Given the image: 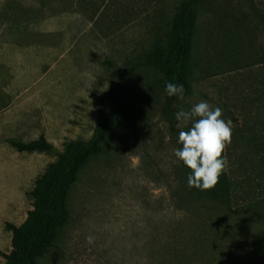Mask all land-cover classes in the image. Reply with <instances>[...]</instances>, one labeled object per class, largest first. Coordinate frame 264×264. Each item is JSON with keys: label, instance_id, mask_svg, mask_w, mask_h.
Instances as JSON below:
<instances>
[{"label": "rangeland", "instance_id": "obj_1", "mask_svg": "<svg viewBox=\"0 0 264 264\" xmlns=\"http://www.w3.org/2000/svg\"><path fill=\"white\" fill-rule=\"evenodd\" d=\"M178 2L0 0V41L10 40L7 31L17 29L21 21L24 28L49 21L70 45L56 65L71 66L67 75L74 88L68 105L45 107L46 121L0 122V183L4 184L0 186L6 184L15 192L13 201H0V264L1 253L11 246L5 223L18 225L25 219L31 208L26 192L35 179L66 141L91 136L101 109L112 104L118 89L139 129L82 169L69 195V220L38 264H264V201L250 207L204 203L188 214L175 211L171 203L174 146L160 76L151 66L140 64L124 78L118 76L127 57L163 48ZM196 8L189 92L180 99L181 108L189 111L206 101L213 109L234 112L235 101L221 91L228 79L220 75L203 79L193 58L204 48L209 33L213 37L219 29L230 28L241 12L248 18L243 32L253 35L249 3L198 0ZM5 103L0 98V116ZM196 119L180 131L189 130ZM39 135L53 145V151L18 152L7 142ZM88 236L94 237V243H87Z\"/></svg>", "mask_w": 264, "mask_h": 264}, {"label": "trees", "instance_id": "obj_2", "mask_svg": "<svg viewBox=\"0 0 264 264\" xmlns=\"http://www.w3.org/2000/svg\"><path fill=\"white\" fill-rule=\"evenodd\" d=\"M255 33L243 32L248 19L243 12L235 15L230 28L209 33L204 48L195 54L194 62L203 79L223 76L228 79L221 91L234 100V112L224 111L222 119L232 121L231 144L224 155L228 160L219 183L201 191L187 186L191 170L175 155L172 164L171 203L175 211L191 213L204 203L225 207H250L264 201V0H247ZM198 0H179L165 35L162 49L127 57L118 71L124 78L137 64L151 66L160 76L165 97V117L172 132L174 150L182 148L176 112L180 99L168 96L169 82L183 85L189 92L188 74L192 61L193 19ZM229 92V93H228ZM231 93V95H230ZM139 129L120 90L113 93V102L101 109L88 138L64 143L55 160L49 162L26 192L31 208L18 225L5 223L11 232L10 250L1 253L3 264H38V258L54 245L61 228L70 217L69 195L82 169L104 150ZM18 152H51L53 145L43 135L28 141H7ZM172 256V252L167 253Z\"/></svg>", "mask_w": 264, "mask_h": 264}, {"label": "crops", "instance_id": "obj_3", "mask_svg": "<svg viewBox=\"0 0 264 264\" xmlns=\"http://www.w3.org/2000/svg\"><path fill=\"white\" fill-rule=\"evenodd\" d=\"M16 25L17 29L7 31L10 40L0 41V98L6 100L0 122L46 121V106L68 105L72 96V78L67 75L71 66L56 65L70 45L49 21L33 22L30 28H24L23 21ZM12 65H17V70H11ZM1 186L0 201H13L15 192L6 184Z\"/></svg>", "mask_w": 264, "mask_h": 264}, {"label": "clouds", "instance_id": "obj_4", "mask_svg": "<svg viewBox=\"0 0 264 264\" xmlns=\"http://www.w3.org/2000/svg\"><path fill=\"white\" fill-rule=\"evenodd\" d=\"M183 85L167 83L165 92L168 96H176L183 100ZM178 128L198 117L187 131L179 132V143L182 148L174 150V155L190 170L187 186L207 191L219 183L220 176L225 172L228 160L224 155L232 138V121L222 119L223 110L213 109L206 101L194 105L189 111L180 109L176 112ZM89 244L94 243V237H86Z\"/></svg>", "mask_w": 264, "mask_h": 264}]
</instances>
